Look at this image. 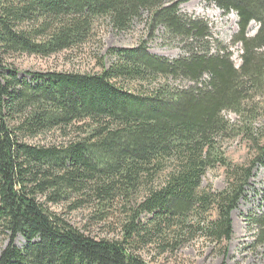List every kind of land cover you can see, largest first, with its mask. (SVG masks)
<instances>
[{
	"label": "trees",
	"instance_id": "1",
	"mask_svg": "<svg viewBox=\"0 0 264 264\" xmlns=\"http://www.w3.org/2000/svg\"><path fill=\"white\" fill-rule=\"evenodd\" d=\"M210 1L237 17L238 67L224 49L201 51L207 24L168 0H0V264H146L137 253L146 248L160 256L231 238L230 214L254 168H264L257 140L248 166L224 156L229 141L249 138V125L264 120V0ZM144 14L149 36L162 28L189 41L186 56H154L143 42L108 49L113 61L98 58L97 73L33 72L29 80L8 63L80 53L100 24L121 33ZM251 22L258 29L249 37ZM48 134L52 141L37 142ZM216 166L225 170L223 192L201 186ZM63 203L68 212L87 207L89 223L118 235L73 227L50 209ZM252 224L264 245V205Z\"/></svg>",
	"mask_w": 264,
	"mask_h": 264
},
{
	"label": "rangeland",
	"instance_id": "2",
	"mask_svg": "<svg viewBox=\"0 0 264 264\" xmlns=\"http://www.w3.org/2000/svg\"><path fill=\"white\" fill-rule=\"evenodd\" d=\"M177 4V12L187 18L207 24L210 37L206 38L199 45L201 51L208 50L214 52L216 49H224L231 56V62L235 67L240 65L241 45L233 43L234 36L238 34L237 17L235 13L228 14L210 0H168ZM258 29L256 23H250L247 29L249 37L254 35ZM94 43L84 51L76 54H58L48 58L17 56L8 60L16 67L18 77L25 80L30 79V74L47 72H73V73H97V59L103 58V63L108 66L113 61L112 57H106L108 49H131L144 42L145 48L154 56L176 60L186 56L189 41L180 37L167 35L162 28H158L155 33L149 36L146 27V14L140 20L135 21L130 29L117 33L109 28L107 23L98 27V37ZM264 59V56H263ZM175 87H187V81H170ZM230 123H236L237 117L230 112L223 115ZM258 117V116H256ZM255 117V118H256ZM260 117V116H259ZM263 119V118H262ZM257 119L248 129V137L239 135L225 145L224 156L232 164L237 166H248L253 159L254 151L252 144L260 141L264 145V120ZM49 135V134H48ZM44 135L37 137L40 144H45L54 139V136ZM35 142V141H34ZM227 179L225 170L221 166H216L205 173L202 178V188L220 192L226 188ZM264 187V168L255 167L252 177L248 181L244 197L239 201L237 207L230 214L231 238L221 245H214L203 239L192 241L175 253H165L160 256L153 248H146L138 253L146 264H264V245L255 244V227L252 220L258 215L264 205L262 189ZM68 203L54 205L50 209L60 213L73 225L82 231L90 233L92 238L117 236L118 231L114 230L110 236L106 235V230L102 226L89 223L91 210L87 207L68 212ZM211 218H215V213H211ZM6 241L0 239V251L5 246ZM17 247L23 246V240L17 237L13 242Z\"/></svg>",
	"mask_w": 264,
	"mask_h": 264
}]
</instances>
